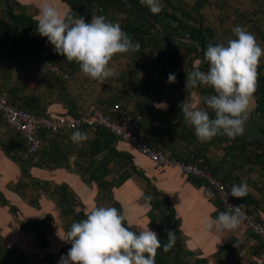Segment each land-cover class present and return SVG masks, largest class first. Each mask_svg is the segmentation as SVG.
<instances>
[{"label": "trees", "instance_id": "16d2710c", "mask_svg": "<svg viewBox=\"0 0 264 264\" xmlns=\"http://www.w3.org/2000/svg\"><path fill=\"white\" fill-rule=\"evenodd\" d=\"M69 7L76 8L80 7L82 9L89 8L92 5H109L111 8L118 9L117 11H123L124 13L130 15L133 18L132 23L121 26L123 30L133 39V42L139 41L141 48L139 52L134 54H141L146 52L145 48L147 45L158 44L159 40H166L165 45H161L159 48L162 51H166L167 47L173 48V42L175 41L172 38H182L184 40H189L187 46V54L196 53L199 55L198 58H202L203 49H205L209 44L215 45L212 43V30L202 26L200 24L198 27L195 25L188 24V22H179L174 25V21L177 20L175 14L168 12L163 8L162 12L157 15L151 13L150 9L142 4L140 0H62ZM6 9L7 18L15 26L20 27L25 35L34 34L39 38L40 44H47L48 42L46 37H42L37 31V24L35 18L32 16H25L22 14H16L9 6L13 4L15 6H20L17 1L14 0H0ZM207 0H196L194 5L191 7V11L194 13H199L204 6L206 5ZM73 14V13H71ZM190 13L183 12L184 17H190ZM74 15V14H73ZM82 17V16H80ZM86 22L88 20L84 18ZM144 22H147V26ZM201 23V22H200ZM0 28H8L6 23L0 21ZM155 28V33H151L150 29ZM263 39L264 36L262 35ZM24 36L15 34L13 38L14 47L20 49L21 42L23 41ZM43 46V45H42ZM124 54V53H121ZM120 55V54H117ZM116 55V56H117ZM168 62L171 63L172 71L174 74L179 75L182 79L185 80L186 73L183 71L184 55L174 50L169 52ZM49 67V66H48ZM157 68V66H154ZM259 84L258 90L255 93V103L258 100L259 104L256 107L257 113L251 116L258 125L260 130V135H264V70L260 65L259 69ZM53 75L49 77L50 80L46 82V88L48 90L54 89L53 92H36L35 89H30L27 85L21 83L12 84L6 88L8 94V101L10 104L31 111L34 114H50V113H62L69 116H79L85 113L87 107L83 111H79V105L75 98L67 94L64 86L62 85L63 76L62 73H59L55 70H52ZM162 78L155 73H146L142 82L140 83L139 89L141 93L146 98V101L143 102L144 108H146V113L142 114L140 121V131L142 136L151 144L152 146H163L166 145L170 154L176 159L180 160H189L190 155L195 153L198 158L204 159V165L207 166L214 175L219 177L221 180L226 182V179L221 173H226V170L221 167L222 163L216 164L214 157L208 156V151L212 146H217L222 144V142L229 141L230 144L224 146L225 153L222 156V159L229 160L236 156H242L241 160L244 158V152L246 147L252 145L254 148L250 150L248 156L251 162L257 163L260 165L261 169L264 171V139L259 138H249L247 136H241L236 139H229L226 136L219 135L213 138L210 142L202 143L200 142L194 132V128L188 125L184 118L177 117L176 119L172 117L170 112L173 110V106L170 102L166 110L157 109L154 106L155 101H162V97L159 95L157 88L158 84L161 82ZM4 91V90H0ZM47 91V90H46ZM54 94V95H53ZM47 97L55 98L60 100L65 104L67 112H49L46 111L44 102L48 101ZM203 102V101H202ZM113 104V103H112ZM120 104V103H119ZM122 105V104H120ZM124 107V106H123ZM101 108V107H100ZM125 108V107H124ZM102 110H107L101 108ZM126 109V108H125ZM127 112L132 116H139L136 114H131L128 109ZM159 112H162L161 115ZM76 129L71 130H62L50 133L48 131H42L41 135L43 141L47 138L48 135L53 134L49 139V142L43 143L41 150L30 156L25 157L27 146L22 145L16 135L13 136L14 140L9 142L11 146H15V151L8 146V140L0 139V146L3 148L7 156L17 162L22 170V178L16 183L12 184V188L15 189L20 195H24V190L26 188H31L32 190H37L40 188V191L46 192L53 198L56 203V206L60 209V215H62V224L64 231L69 229L70 225L73 222H78L86 218L83 211L77 210L76 206L80 204L79 199L77 198L75 192L64 182H53L49 179H40L34 177L31 173V168L33 166L37 167H56L64 166L70 168V158L71 156H77L76 158L81 160L86 158V160H76L75 161V170L77 172H83L85 179L87 181H94L97 185V200L101 198L107 203L106 207H116L120 209V204L114 199L112 188L120 186L128 178L132 176L144 177L148 183L143 191V196H147V189H151L150 195L153 197L150 202L151 207L146 212L149 218V226L156 229L158 236L161 239L162 244H166L167 241V232L166 229L175 231L176 243L174 247L167 253L163 249H159L156 256V264H209V256H203L202 253L197 254L194 260H189L187 257H191L195 251L187 247V243L182 236L180 229V219L175 214V209L172 206L169 197L164 194V192L158 190L155 186L151 185L150 178L145 174L144 170H140L134 162V156L128 152L119 150L116 146V141L120 140L112 133L107 130L96 127V128H87L83 127L79 130L87 132V130L92 131V135H88V140L81 143L80 147H75L76 143H73L72 140L69 141L70 144H65L61 142L62 136L67 137L68 133H72ZM142 131H146L142 132ZM88 134V133H87ZM57 137H60L58 140ZM162 138H166L168 141H173L175 138L184 139L189 143L188 147L193 148L187 153V155L181 156V153L176 151L177 147L172 145H167L163 142ZM22 139V138H21ZM240 140V144H237V141ZM24 141V140H22ZM121 141V140H120ZM25 144V142H23ZM134 149V148H133ZM135 150V149H134ZM136 151V150H135ZM137 152V151H136ZM236 153V154H234ZM117 166V169L115 168ZM121 170L119 175L117 174L116 178H109L112 174H115V171ZM192 181L193 185L198 186L202 183H205L202 179H199L194 176H188ZM227 184V183H226ZM228 186V184H227ZM229 187V186H228ZM231 189V188H230ZM33 197H30L29 203L31 205L37 206V197L40 195L39 190L36 191ZM142 196V198H143ZM233 199L240 205H248L249 201L257 202V199L248 192V195L244 199ZM216 210L213 213V217L217 216L220 211H225L223 204L218 199L216 201ZM0 205L8 206L9 211L17 217V208L16 206L10 204L8 200L0 193ZM98 206V203H97ZM96 206V207H97ZM249 213L252 214L250 209L244 208ZM253 215V214H252ZM254 218L259 219L262 216L253 215ZM53 215L50 212L45 213L42 219L36 220H19V226L24 232H31L34 234L37 244L41 247H47L49 240L47 234L52 228ZM133 231H138L136 227L133 226ZM251 237H254L264 245V239L261 236L255 234L251 229L248 228V234ZM243 242L231 236L229 240L222 245L212 257L216 259L217 262L222 264H260L259 261L255 259H250L248 262H242L241 248ZM71 247L70 243H66L60 251L49 255V260L51 262H59L60 257L65 255L68 249ZM263 247V246H262ZM8 251V250H7ZM6 249L0 247V264H9L8 260L4 261V253L7 252ZM15 251H17L15 249ZM257 253L258 251L253 250ZM251 250L247 254L251 255ZM259 256V254H258ZM250 257V256H249ZM18 259V258H17ZM16 264H30L28 261L22 262L20 259L17 260Z\"/></svg>", "mask_w": 264, "mask_h": 264}, {"label": "clouds", "instance_id": "9594fccd", "mask_svg": "<svg viewBox=\"0 0 264 264\" xmlns=\"http://www.w3.org/2000/svg\"><path fill=\"white\" fill-rule=\"evenodd\" d=\"M152 14L163 10L161 0H140ZM37 31L54 47V51L69 62L78 64L90 79L105 82L117 73L111 62L121 53L139 52V41L133 42L119 23L103 15H93L91 22L70 12L62 11L52 0H41L35 17ZM235 38L226 44H209L203 49L207 70H201L197 60L191 70L185 64V87L210 88L203 96L204 107L182 101L178 107L185 121L194 128L197 139L210 142L223 135L229 139L244 136L248 121L255 110V93L259 84V67L264 58V47L256 36L241 26L233 28ZM176 74H169L167 83H176ZM166 110V102L155 105ZM70 139L80 144L88 134L76 129ZM249 189L246 183L233 184L228 196L244 199ZM143 196V194H142ZM150 205L153 197L143 196ZM86 218L73 222L60 238L71 247L60 257L58 264H156L159 249L169 252L176 243L175 231L166 229L167 243L149 225L133 231L128 212L123 208L97 206L85 213ZM241 223L240 206L217 216L205 217L206 231H233ZM247 228V227H246ZM59 233V232H58Z\"/></svg>", "mask_w": 264, "mask_h": 264}, {"label": "crops", "instance_id": "0c3cea01", "mask_svg": "<svg viewBox=\"0 0 264 264\" xmlns=\"http://www.w3.org/2000/svg\"><path fill=\"white\" fill-rule=\"evenodd\" d=\"M14 1H17L20 5L30 7V9H34L33 11H36V9L38 10V5L41 2V0ZM52 2L62 11L67 12L68 5L64 1L52 0ZM36 16L33 15L34 18ZM28 85L32 87L34 84L29 83ZM32 89H34V87ZM49 98L50 97H47L46 99H48V101L44 102L46 103V111L67 112L64 103L55 98ZM159 102L162 101H155L153 103L154 106ZM11 132H13V130L0 118V139L4 138L3 136H12ZM142 132L146 133V131ZM260 134L256 121L250 117L247 124V132L244 136L253 139H264V135ZM7 138L9 142L14 140V138ZM162 139L167 145L176 146V151L181 153V156L187 155L190 149L193 148V144L191 147H188L189 143L184 139L175 138L173 141H168L166 138ZM227 143L228 145L230 144L229 141H225L217 146H212L210 151H208V156L210 158L214 157V161L217 162V165L219 163L223 164L221 167L226 170V173L221 174L226 179L225 183L228 184L229 188H231L233 184L246 183L249 193L257 199V202L249 201L247 206L243 205L241 207L250 209L253 215L264 216V171L259 164L251 162L248 156L245 155L254 147L250 144L246 147L242 160V156L239 155L229 160H224L222 156L225 153L224 146H226ZM237 144H240V140L237 141ZM116 146L119 150L130 152L134 156V162L137 167L140 170H144L145 174L150 178L151 185L155 186L169 197L175 209V214L180 219L181 234L189 249L205 254L203 256H212V254L233 236L243 242L241 254L244 253L247 255L249 250L252 252L250 257L242 258V262L255 259L259 261L260 264H264V245L261 244L258 239L250 235L247 236L248 228H246L244 224L240 223L238 228L233 231L205 230L204 219L205 217H213V213L216 210L215 203L219 199L218 195L205 183L198 186L193 185L189 177L184 175L180 169L157 164L148 156L136 152L133 147L125 141H116ZM76 157L77 156H71L70 168L64 166H33L31 168V173L34 177L40 179L43 178L53 182L66 183L75 192L80 201L76 209L87 213L90 212L92 208L96 207L97 203L98 206H100V200H97L98 189L94 181H87L83 172H77L75 170V161L81 160V158L77 159ZM82 161L83 160H81V162ZM135 177L139 176H132L120 186L112 188V193L114 199L120 206L123 205V208L127 210L128 217L133 226L139 230L140 227L149 225V218L146 212L150 209L151 204L149 205L142 198L145 187L141 188L140 185L137 184L138 182ZM21 178L22 170L20 165L7 156L0 146V193L4 195L10 204L17 208L16 217L9 211L8 206L0 205V247H3L6 251L16 249L22 254L28 255V258L23 255L24 258L20 259L22 262L28 261L30 264H58V262H51L49 260V255L60 251L67 243L59 236H65L66 234L62 224L60 209L56 206L55 201L48 193L40 190V195L37 197V206L31 205L29 203L31 196L28 194L31 192L30 190L28 193L20 195L12 188V184L16 183ZM109 178H111V176ZM47 212H50L54 218L52 228L47 234L49 240L48 246L43 248L37 244L33 233L24 232L20 228L19 220L42 219ZM150 228L158 234L156 229L153 227ZM253 250L258 252L255 253ZM7 260L8 259L4 257V261ZM17 260L18 259L13 261L8 260V263L16 264Z\"/></svg>", "mask_w": 264, "mask_h": 264}, {"label": "rangeland", "instance_id": "374dc122", "mask_svg": "<svg viewBox=\"0 0 264 264\" xmlns=\"http://www.w3.org/2000/svg\"><path fill=\"white\" fill-rule=\"evenodd\" d=\"M161 2L165 10L176 15L177 20L174 21V25L187 21L188 24L197 27L202 24V26L211 29L213 44H226L229 39L235 38L232 31L233 28L241 26L253 33L260 45L264 47V39L262 37V35L264 36V0H207L204 8L197 14L191 11V7L196 0H161ZM10 3L8 2L9 6L16 14L29 17L38 14L37 9L33 11L34 9H30V7L23 5L18 7ZM117 10L116 8H111L109 5H92L86 9L80 7L71 8L68 5L67 12L73 13L75 16H82L88 22H91L93 15H103L107 20L119 23L121 26L134 22L130 15ZM183 12H191L190 17H184L182 15ZM0 21L5 22L8 27L0 28V90L6 91V88L12 84L23 83L29 88L28 91H31L30 89L34 87L36 92H53L54 89L48 90L46 88V82L53 75L52 69L48 67V63L53 62L62 70L64 79L62 85L67 94L77 101L79 111H83L89 105H97L107 109L112 103H120L131 114L142 116V114L146 113V108L143 105L146 98L141 93L139 86L143 76L150 72L161 76L162 80L158 84L157 91L162 97V102H166L167 106L169 102L174 105L170 114L175 119L177 117L184 118L183 113L178 107L182 101L186 99L187 102L203 108V96L212 92L210 88L186 90L185 80L179 75H176V83H167L169 74H174L171 70V63L167 60L171 50H178L181 56L184 55L183 63H180L181 66L183 65V68L186 64L189 70H191L193 64L197 60H200L201 70H207V62L203 61L202 58H198L199 55L196 53L187 54L186 44L190 43L189 40L172 38L175 40L172 41L173 48L167 47L166 51H162L159 47L165 45L166 40L161 39L158 44L147 45L145 48L146 52L141 54L124 53L115 55L110 66L115 69L117 75L102 83L88 78L80 70L78 64L75 62L69 63L65 57L54 51V47L51 44H40L41 41L34 34L25 35V32L20 27H15L7 18L6 9L1 2ZM144 23L147 26L148 23ZM150 32L155 33V28H151ZM15 34L24 36L20 49L14 47L13 38ZM260 65L264 70V58L261 59ZM154 66H157V68ZM29 83H33L34 85L30 87ZM159 113L163 115L162 112ZM255 113H257L256 109L252 115ZM86 133L92 135L91 130H87ZM11 135L7 137L13 139V136L16 134L13 131ZM52 135H48L43 143L47 144L49 142L48 138H51ZM3 137L1 133V138L7 142L8 138ZM70 137L71 133H68L67 137L62 136L61 142L70 144ZM18 139L22 145H25L19 135ZM57 139L59 140L60 137H57ZM7 143V147H10L12 151L18 149L15 146H11L9 141ZM80 145L82 144H76L75 147H80ZM82 160H86V158ZM115 168L117 169V166ZM120 172L121 170L115 171V174H112L111 178H116ZM85 176L87 177L88 175ZM135 178L141 188L146 187L147 181L143 177ZM29 190L31 191L30 193H28ZM37 190H40V188ZM37 190L26 188L24 194L28 193L33 197L37 193ZM147 193L150 195L151 189H147ZM104 202L105 200L101 198L99 205L106 207L107 203ZM195 253L196 255L187 257V259L194 260L197 254H200L196 251ZM23 255L28 258V255L15 250H8L4 253V257L9 261L17 258L23 259ZM249 256L250 254L246 255L243 253L241 258ZM209 258V264H222L218 263L212 256H209Z\"/></svg>", "mask_w": 264, "mask_h": 264}, {"label": "built area", "instance_id": "2783aa9c", "mask_svg": "<svg viewBox=\"0 0 264 264\" xmlns=\"http://www.w3.org/2000/svg\"><path fill=\"white\" fill-rule=\"evenodd\" d=\"M48 66L63 74L53 62H49ZM0 118L24 140L27 146L25 157H30L41 150L43 139L39 134L44 130L53 133L83 127H101L121 141L129 143L138 153L148 156L157 164L178 168L186 176L202 179L218 195L225 211L229 210L231 205L240 206L233 197L228 196L230 188L227 184L204 165L203 158H198L195 153H192L189 160H180L170 154L166 145L152 146L140 131L141 117L130 115L119 103L110 105L106 111L97 105H89L85 113L79 116L62 113L34 114L27 109L10 104L7 92L1 91ZM240 213L241 224L264 239V216L256 219L241 206Z\"/></svg>", "mask_w": 264, "mask_h": 264}, {"label": "water", "instance_id": "95a60500", "mask_svg": "<svg viewBox=\"0 0 264 264\" xmlns=\"http://www.w3.org/2000/svg\"><path fill=\"white\" fill-rule=\"evenodd\" d=\"M259 104L258 100H256V103H255V109L257 107V105ZM255 111V110H254Z\"/></svg>", "mask_w": 264, "mask_h": 264}]
</instances>
